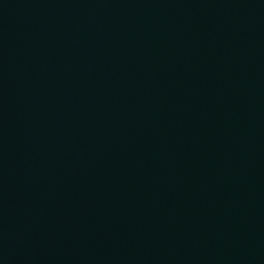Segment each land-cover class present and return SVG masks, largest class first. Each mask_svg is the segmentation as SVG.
Masks as SVG:
<instances>
[{
	"label": "water",
	"instance_id": "95a60500",
	"mask_svg": "<svg viewBox=\"0 0 264 264\" xmlns=\"http://www.w3.org/2000/svg\"><path fill=\"white\" fill-rule=\"evenodd\" d=\"M0 264H264V0H0Z\"/></svg>",
	"mask_w": 264,
	"mask_h": 264
}]
</instances>
